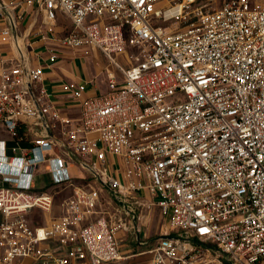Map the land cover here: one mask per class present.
<instances>
[{
  "label": "built area",
  "instance_id": "built-area-1",
  "mask_svg": "<svg viewBox=\"0 0 264 264\" xmlns=\"http://www.w3.org/2000/svg\"><path fill=\"white\" fill-rule=\"evenodd\" d=\"M209 4L0 0V264H264V0Z\"/></svg>",
  "mask_w": 264,
  "mask_h": 264
},
{
  "label": "rangeland",
  "instance_id": "rangeland-1",
  "mask_svg": "<svg viewBox=\"0 0 264 264\" xmlns=\"http://www.w3.org/2000/svg\"><path fill=\"white\" fill-rule=\"evenodd\" d=\"M223 1L225 0H210V4L209 6L211 8H216L218 7ZM131 53H127V54H113V58L124 68L128 67V65L125 63L126 62V55L129 56ZM97 61V62H96ZM96 62V63H95ZM72 64L77 68L78 72L80 74H82V77H85L87 80H94L96 83H98L99 87H101V89H105L106 86V78H105V73L107 70H110V66L108 64V61L101 56L99 53H95L93 55V58L90 60H87L85 62L84 67L80 66L78 64V62H76L75 60H73ZM45 171V170H44ZM41 174L37 175V179H36V184L38 186H41L43 182H46V177H44L42 171H40ZM96 184V183H94ZM96 186V185H95ZM66 192V191H65ZM63 192V194L65 193ZM102 204L104 206H106L108 208V204H107V200H112V198L110 196H108L106 194V192L104 193V191L102 192ZM32 220L35 219V221H40V220H44V217H42L41 215L39 216H35L34 218H31ZM141 220V219H140ZM152 221L149 223H144L142 220L140 221V223L143 225H147L148 227V231H147V237H149V241H152L153 239H155L156 234L161 231L164 227V225L158 220V215L155 214L154 218L151 219ZM139 236L141 238H144V234L139 233ZM130 240H126L124 242H122V245L120 247V251L122 253H125L127 250H129L130 246H132V251H135L134 249V243L132 245H130ZM138 251H141V249L138 248ZM144 258L140 257L137 260H127L126 263H136L138 261L143 260ZM125 263V264H126ZM110 264H116V263H110Z\"/></svg>",
  "mask_w": 264,
  "mask_h": 264
},
{
  "label": "trees",
  "instance_id": "trees-1",
  "mask_svg": "<svg viewBox=\"0 0 264 264\" xmlns=\"http://www.w3.org/2000/svg\"><path fill=\"white\" fill-rule=\"evenodd\" d=\"M4 186H8V184H4ZM48 182H43L41 186H38V188L33 190V193L35 194H44L46 190L49 188Z\"/></svg>",
  "mask_w": 264,
  "mask_h": 264
},
{
  "label": "crops",
  "instance_id": "crops-1",
  "mask_svg": "<svg viewBox=\"0 0 264 264\" xmlns=\"http://www.w3.org/2000/svg\"><path fill=\"white\" fill-rule=\"evenodd\" d=\"M4 1H7V0H4ZM77 62V61H76ZM78 64L81 66V64H80V62H78ZM75 67V66H74ZM84 67V66H83ZM75 69V71L81 76L82 74H80L79 72H78V70H77V68L75 67L74 68ZM83 78H85V77H83ZM97 85H98V83H97ZM99 86V85H98ZM100 90L101 91H104L105 89H101V87H100ZM127 262V260L126 261H123L121 264H125ZM126 264H134V262H132V263H126Z\"/></svg>",
  "mask_w": 264,
  "mask_h": 264
}]
</instances>
